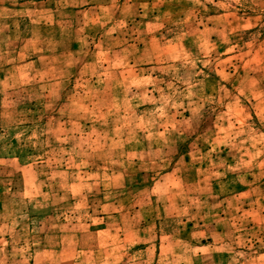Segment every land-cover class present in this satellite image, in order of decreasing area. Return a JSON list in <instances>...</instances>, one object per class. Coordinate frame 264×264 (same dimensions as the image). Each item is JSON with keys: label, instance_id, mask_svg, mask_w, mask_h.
<instances>
[{"label": "rangeland", "instance_id": "1", "mask_svg": "<svg viewBox=\"0 0 264 264\" xmlns=\"http://www.w3.org/2000/svg\"><path fill=\"white\" fill-rule=\"evenodd\" d=\"M0 264H264V0H0Z\"/></svg>", "mask_w": 264, "mask_h": 264}]
</instances>
